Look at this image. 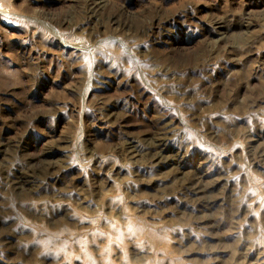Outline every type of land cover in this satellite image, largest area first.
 <instances>
[{
	"label": "rangeland",
	"instance_id": "obj_1",
	"mask_svg": "<svg viewBox=\"0 0 264 264\" xmlns=\"http://www.w3.org/2000/svg\"><path fill=\"white\" fill-rule=\"evenodd\" d=\"M0 264H264V0H0Z\"/></svg>",
	"mask_w": 264,
	"mask_h": 264
},
{
	"label": "bare ground",
	"instance_id": "obj_2",
	"mask_svg": "<svg viewBox=\"0 0 264 264\" xmlns=\"http://www.w3.org/2000/svg\"><path fill=\"white\" fill-rule=\"evenodd\" d=\"M102 1V0H101ZM86 14V13H85ZM91 14V13H90ZM222 23V22H221ZM160 135V134H159Z\"/></svg>",
	"mask_w": 264,
	"mask_h": 264
}]
</instances>
